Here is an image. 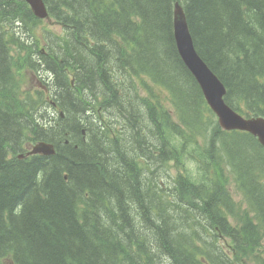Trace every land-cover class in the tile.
<instances>
[{
	"label": "trees",
	"instance_id": "trees-1",
	"mask_svg": "<svg viewBox=\"0 0 264 264\" xmlns=\"http://www.w3.org/2000/svg\"><path fill=\"white\" fill-rule=\"evenodd\" d=\"M44 2L64 31L57 51L66 61L53 60L64 76L58 96L68 119L61 130L65 119L60 127L34 120L38 105L17 103L13 70L21 71L19 60L27 64L33 53L19 31L25 26L34 36L44 20L23 0H0V85L12 86L0 89V264H130L124 255L133 244L139 246L131 264L134 257L138 264L160 261L162 254L178 264V248L188 239L183 252L192 257L184 264H264L258 257L264 252V147L249 133L221 129L171 36L178 4L197 52L227 88V105L264 117V0ZM14 45L26 49L17 60L10 54ZM114 59L121 67L116 74L139 79L131 88L112 78L107 67ZM68 67L75 86L65 76ZM125 88L135 94L129 92V101L121 95ZM155 88L166 97L153 96ZM110 106L127 114L124 131L107 123ZM63 130L70 132L68 144L54 139ZM29 134L30 144L55 142L56 155L19 159ZM155 136L162 138L158 145ZM148 151L165 179L158 170L145 173L146 161L139 164ZM233 181L244 211L229 191ZM131 227L138 233L133 240Z\"/></svg>",
	"mask_w": 264,
	"mask_h": 264
},
{
	"label": "bare ground",
	"instance_id": "bare-ground-1",
	"mask_svg": "<svg viewBox=\"0 0 264 264\" xmlns=\"http://www.w3.org/2000/svg\"><path fill=\"white\" fill-rule=\"evenodd\" d=\"M23 1H25L29 5V7L32 10V12L34 13V15L37 18H39L35 14V11L33 10V7L30 4V1L29 0H23ZM49 18L54 21V19L51 16ZM49 18H47V19H49ZM45 20L42 23V25L45 23ZM184 23L187 24L188 31H190L189 30L188 23H187V17H186V13L184 11V8L182 9L180 5L176 4L175 7H174V34H172L171 36H172V38H173V40H174V42H175V44L177 46L179 55L181 56L183 62L187 65V67L190 70V72L192 73V75L195 77V79H196L199 87L202 90V93H203V95L205 97L206 102L208 103V105H209L210 109L213 111V113L216 115L217 121H218L221 129L223 131H225V132H236L237 131V132H246V133H249L252 136H254L255 138H257V140L259 141V143L264 147V126L261 124V123L264 124V117H262V116H252V117H248L246 115H243L241 113H238L237 111H235L234 109H232L229 105H227V103L225 101V96L227 94V88L221 82V80L219 79L218 76H216V78H217L216 84L214 83L212 85V89L214 91V94L209 97V95L207 93V89H206L205 83H207V80H208L207 79V76H208V74L209 73H214V72L211 70V68L208 66V64L203 60V58L197 52V50L195 48L196 46H195V43H194V40L193 39H192V44L191 43L189 44V42L184 41V42L181 43V45H179V43L177 41V38H176V33L179 30V28L181 27V25L184 24ZM37 30H38V28H35V30L32 31L35 34L33 36L32 34H30L28 32V31H31V30L30 29H27L25 26H23L20 29V31H19V38H20V40L23 43L27 44L26 46L28 48L33 49V53L31 54L30 61L27 64L26 63L22 64L21 71H18L17 72V70H13V72L15 74L16 81H19V80H21L24 77H27L28 73H26V69H27V71L29 73L32 72V75H41L42 77L44 76V80H42V82L40 84H38L39 87H40V89L33 90L34 92H32L31 90L23 91L22 86H20L18 88V91H17V96L19 98L17 100V103H19L22 106H24L25 103H23V102L28 101L29 99L32 100V99L37 98V100H36L37 103L36 104L38 105V108H34L36 110L34 112L30 113L31 115H33L32 116V119L38 120L40 118L43 123L44 122H48L52 126H53V124H55V126H58V127H60V123H59L60 120H64L65 119V122L62 123L61 124V127L59 128L61 130L64 127H66V121L68 119L67 112H64V109L62 107L65 104V102L62 100L61 97L58 96L59 90L61 91L60 87L58 88V83H59L60 86H61L62 83H64V76H63V74H61V75H57L56 74V72L54 71V68H56V67L54 66L55 64H53V60L56 59V61H58V62H60L62 64V62L66 61V59H64L61 56V53H59L57 51V49L54 47L55 44H58L59 40L53 37V35L51 33V30H49V27L43 28L41 32H38ZM177 37H178V35H177ZM62 38H63V35H62ZM78 39L79 38H77V40ZM31 42H32V44H31ZM13 49H17L18 50V53L17 54H12ZM20 50L23 52L22 54L25 55L26 49H24V48L23 49H20L16 45H14L11 48L10 54L14 57L15 60H17L18 57L21 56L19 54V51ZM190 51H191V53H197L199 55V57H200V59L202 61L201 64H197V63H192L191 65L189 64V62L187 61V59L191 57L190 55H188L190 53ZM110 57L112 59V56H110ZM71 60L72 59L70 58V61ZM73 62H75V60ZM107 63L108 62H105V63H103V65L107 67ZM114 67H115V64L113 62H110L109 61V67H108V69L109 68H114ZM64 70H65V73H66L65 76L68 79L69 83H71L72 86L73 85L75 86V78H74V76H75V70H74V68L73 67H68V68H65ZM110 74H111V69H110ZM112 74H114L115 77L117 75L113 71H112ZM2 84L3 85H8L9 87H12L10 85V82L9 81L1 82V85ZM155 89H157V88H155ZM23 94H24V96L20 97ZM47 94H50L53 97V101L54 102L50 103V101L48 100L49 99V96ZM41 97L43 98V100H42ZM64 100H65V98H64ZM39 101H40L42 107L39 106ZM49 103L51 104L50 106H52V108L54 109V112L56 114V117L54 119L48 113L49 110H48L47 106L49 105ZM217 105L221 108V110L225 114H228V116L230 117L229 120H225L224 119V117L220 113V110H219V108H218ZM50 106H49V108H50ZM199 107H200V104H199ZM204 108H205V106H204ZM201 109L202 108H200V110ZM203 112H204V110H203ZM89 115L90 114L87 113V116H89ZM93 117L95 118L96 116L93 115ZM110 117H112V116L109 114V118ZM202 117H203V115H202ZM200 118H201V116H200ZM235 119L236 120H239V121L245 120V119H249V120H253V121H257V122H251L250 124H248V130H249L248 131V130H244V129L238 127V126H232V125L236 124L234 122ZM195 121H196V119H195ZM40 126L41 127H44V126L41 125V123H40ZM45 128H47V126ZM62 132H63V135L57 136L54 139L56 140L57 143H65V144H68L69 143L68 139H64V138H65V136H67L68 134H70V132L69 131L67 132L65 130H63ZM84 134H86L85 131H84ZM161 139H162L161 136H155V138H154L153 141L154 142H157V145H158L159 144V141H161ZM175 151H176V149L172 150V152H175ZM56 153H57V149H56L55 142H53V141H46V140H42L41 139V140H39L36 143H33V144L28 145L25 148V151L23 153H20L19 154V159H23L24 157H34V156H38V155L54 156V155H56ZM150 154L151 153H149V151H148V152H146V153H144L143 155L140 156L141 157V160H139V164L143 165L145 163V161H146V163L149 165L148 167H145L144 168V172L145 173H149L151 171L153 172L155 170H158V172H157L156 175H158L160 178H163V175L166 177L167 174L165 172L164 173L161 172V169H162L161 167L158 168V167H155L154 166L155 162L152 161V159L149 158ZM176 154H174V155H176ZM10 156H11V158L13 157V155H10ZM163 179H165V178H163ZM162 182H163V180H162ZM164 187L166 189V186H164ZM260 195H264V193H261L260 192ZM126 218H127V220L122 221V223H123V225H126L127 228H129V226L131 225V222L128 220V217H126ZM204 222H206V221H204ZM127 232H128V239L133 240V238L131 237V235H135V236L138 237V233H137V231L133 227H131L130 229H128ZM200 235H201V230L200 231L196 230V232L193 234V236L197 239L195 241V245H197V242H198V240L200 238ZM189 238H190V236H189ZM188 241H189V239L184 242V244L182 245V247H179L178 248L179 258H181L183 260V263H180L179 262L178 264H184L186 261L188 262V260H190V258L192 257V253H185V252H183V250L186 248V246L188 244ZM120 243L121 242H118L117 245L120 244ZM133 245H132V250L130 252H127L126 255H124V257L128 258L131 262H134V259L132 258V255L136 251H138V246H139L138 243H137L138 246H133ZM111 246H112V244H111ZM160 257H161L160 261H158L156 259L158 262L155 261V260H153L150 257V259L146 262V264H169L170 263V260L171 259H169V256H166L165 257L162 254ZM134 258H135L136 264H138L137 257H134ZM262 260H264V259H262ZM131 262H130V264H131Z\"/></svg>",
	"mask_w": 264,
	"mask_h": 264
},
{
	"label": "rangeland",
	"instance_id": "rangeland-1",
	"mask_svg": "<svg viewBox=\"0 0 264 264\" xmlns=\"http://www.w3.org/2000/svg\"><path fill=\"white\" fill-rule=\"evenodd\" d=\"M52 22H53V20H51L50 18L49 19H46L45 20V23L43 24V25H41L39 28H38V32H41L42 31V29L43 28H46V27H49V30H51V29H56L57 27H51L50 25L52 24ZM54 33H58V34H61L62 32H61V29H56V30H52ZM31 44H32V42H31ZM58 45L59 44H55L54 45V47L56 48V49H58ZM49 48V47H48ZM49 50V49H48ZM18 53V50L17 49H13V51H12V54H17ZM115 60V59H114ZM116 61V60H115ZM19 62L22 64L23 63V59H20L19 60ZM117 65V66H116ZM109 67V66H108ZM107 67V68H108ZM119 68H121L119 65H118V63H117V61H116V63H115V67L114 68H109V71H110V69H111V74H112V71L113 72H115L116 70H118ZM26 73H28V75H27V77H24V78H22V89H23V91H27V90H31L32 92H34L33 90H36V89H40V87H39V85H38V79L37 78H34V75H32V72H28L27 71V69H26ZM29 77H30V79H32L33 81L32 82H29ZM112 78L115 80V81H117V82H119L122 86H124V85H127V87H130V85H131V81H134V82H137V80L139 81V79H137V77H135L132 73H130L129 72V76L127 77V79H128V81L126 80V77H124L123 75H121V74H117L116 75V77H113L112 76ZM139 78V77H138ZM131 82V83H130ZM8 85H0V89H1V92L3 93V92H5L7 89H8ZM132 87V86H131ZM130 87V88H131ZM130 88H125L124 90H122L121 91V95H123V93H124V96H126V98L128 99V101L130 100V97H132V94H134V92H133V90L132 89H130ZM156 90L157 89H155L154 90V92H153V96H155L156 97V94H154V93H159L160 94V96L164 99L165 97H166V94H163L162 95V91H157L156 92ZM135 91V90H134ZM129 92H131V93H129ZM140 92V90L138 91V93ZM25 93V92H24ZM48 96H49V101H50V103H52V102H54L53 101V97L50 95V94H47ZM135 95V94H134ZM147 95V92L145 91V90H142L141 92H140V96L142 97V96H146ZM22 96H24V94L23 95H21L20 97H22ZM152 96V97H153ZM8 100V99H7ZM36 100H37V98H35V99H32L31 100V102L33 103V102H35V103H37L36 102ZM119 101H121L124 105H126L127 107L129 106V103H128V101L125 99V98H120L119 99ZM23 103H27V101H25V102H23ZM49 103V105L47 106V108H48V110H49V115H51L52 116V118L54 119L55 117H56V114H55V112H54V109L52 108V106H50L51 104ZM39 106L40 107H42L41 106V103H40V101H39ZM49 106H50V108H49ZM131 110H133V107L132 106H130V110H127V113L128 112H130ZM53 112V113H52ZM109 114L112 116V117H110L109 119L107 118V123L110 125V126H114V127H117L118 129H121V130H123L124 131V129H125V126L124 125H127L128 126V124L127 123H129V122H127L126 121V119L127 120H129V118L127 117V114L126 113H122L121 112V114L119 113V110L115 107H113V106H110V109H109ZM131 112H133V111H131ZM141 112H142V115H147L148 114V112L147 111H142L141 110ZM132 117V116H131ZM113 118V119H112ZM149 118V117H148ZM148 121V119H146V122ZM124 122H126V124H124ZM131 126H135L134 125V123L132 122V120H131ZM134 128V130L137 132V129H136V127H133ZM126 133V132H125ZM124 133V134H125ZM84 138H86L85 136H84ZM83 138V141L86 143V140ZM136 140H137V142L140 144V140H138L137 138H136ZM145 145H147V144H144V148H145ZM161 172L162 173H164V169H161ZM227 174L229 175V172H227ZM163 178H165V176L163 175ZM134 183V182H133ZM229 191H230V193H231V195H232V197L234 198V200L237 202V203H242V207L244 208V209H246V203L244 202L245 200H244V196L240 193V191L238 190V187H237V185H236V183L233 181L230 185H229ZM244 200V201H243ZM233 224L235 225V223L233 222ZM260 253H261V255L262 256H264V252H263V250H260ZM253 264H255V263H253Z\"/></svg>",
	"mask_w": 264,
	"mask_h": 264
},
{
	"label": "water",
	"instance_id": "water-1",
	"mask_svg": "<svg viewBox=\"0 0 264 264\" xmlns=\"http://www.w3.org/2000/svg\"><path fill=\"white\" fill-rule=\"evenodd\" d=\"M30 1V4L32 5L33 7V10L35 11V14L39 17V18H45L47 17V10L45 8V4L43 3L42 0H29ZM177 35H178V40H179V43L181 45L182 42L184 41H187L189 42V44L191 43L192 44V38L190 36V33L188 31V28H187V24L184 23L181 25V27L179 28V30L177 31L176 33V38H177ZM190 55L191 57L187 59V61L189 62V64L191 65L192 63H197V64H201L202 61L199 57V55L197 53H190L188 54ZM207 83H205L206 85V89H207V93L209 95V97L211 95L214 94V91L212 89V85L216 82H217V78H216V75L214 73H209L208 76H207ZM218 106V105H217ZM219 110H220V113L222 114V116L224 117L225 120H229L230 117L228 116V114H225L221 108L218 106ZM234 122L236 124L232 125V126H238L244 130H248V124H250L251 122H257V121H253V120H249V121H246V120H234ZM261 123V122H260ZM263 126L264 124L261 123ZM249 131V130H248Z\"/></svg>",
	"mask_w": 264,
	"mask_h": 264
},
{
	"label": "flooded vegetation",
	"instance_id": "flooded-vegetation-1",
	"mask_svg": "<svg viewBox=\"0 0 264 264\" xmlns=\"http://www.w3.org/2000/svg\"><path fill=\"white\" fill-rule=\"evenodd\" d=\"M204 261H206V260L204 259Z\"/></svg>",
	"mask_w": 264,
	"mask_h": 264
}]
</instances>
